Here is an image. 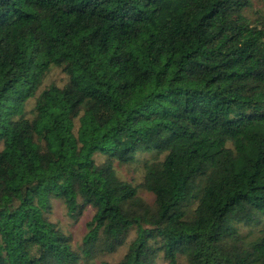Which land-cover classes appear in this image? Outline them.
Wrapping results in <instances>:
<instances>
[{"label": "trees", "instance_id": "obj_1", "mask_svg": "<svg viewBox=\"0 0 264 264\" xmlns=\"http://www.w3.org/2000/svg\"><path fill=\"white\" fill-rule=\"evenodd\" d=\"M250 6L0 0V264H81L132 228L123 258L102 264L160 251L264 264V225L251 238L238 226L264 218V13ZM54 67L68 81L38 94ZM139 153L152 156L134 185L115 163ZM55 199L74 218L95 209L79 248L48 216Z\"/></svg>", "mask_w": 264, "mask_h": 264}, {"label": "rangeland", "instance_id": "obj_2", "mask_svg": "<svg viewBox=\"0 0 264 264\" xmlns=\"http://www.w3.org/2000/svg\"><path fill=\"white\" fill-rule=\"evenodd\" d=\"M251 6L247 8V15L253 20L256 21V18L264 13V1L263 0H250ZM68 81V74L59 67H54L45 77L42 85L38 88V94L52 84L63 86ZM34 104L35 99L32 98L29 100L27 105V116L34 115ZM2 143H0V149H2ZM150 153H139L137 154L136 159H133L128 162L121 163L116 161L115 166L119 176L134 185L142 184L145 174V168L143 167V161L146 158L151 157ZM103 155H97V161H103ZM139 194L144 197L148 202L153 203L155 200V195L144 189L139 188ZM95 209L92 206H87L83 213L78 217H71L66 210L65 203L60 199H55L53 201V210L50 215V219L57 223V225L70 237V241L73 243L75 248H79L83 242V238L88 231V222L93 218ZM264 225V218L261 222L244 224L240 223L238 226L241 233L247 237L251 238L255 236L257 231ZM136 237V228H132L126 237L125 241L119 245L113 251H103L95 259L86 260L84 259L81 264H102L103 261H118L123 258L126 252L129 249L131 242ZM154 264H169L163 256V252L160 251L158 256L155 259ZM176 264H190L184 254H179L178 263Z\"/></svg>", "mask_w": 264, "mask_h": 264}]
</instances>
